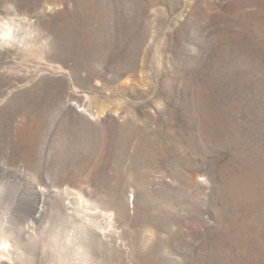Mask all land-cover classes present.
<instances>
[{"label":"rangeland","instance_id":"1","mask_svg":"<svg viewBox=\"0 0 264 264\" xmlns=\"http://www.w3.org/2000/svg\"><path fill=\"white\" fill-rule=\"evenodd\" d=\"M0 264H264V0H0Z\"/></svg>","mask_w":264,"mask_h":264},{"label":"bare ground","instance_id":"2","mask_svg":"<svg viewBox=\"0 0 264 264\" xmlns=\"http://www.w3.org/2000/svg\"><path fill=\"white\" fill-rule=\"evenodd\" d=\"M2 242H3V241H2ZM4 245H5V244L3 243V246H4ZM3 246H2V247H3ZM7 247H8V246H5V247H3V248H6V249H7ZM4 251H5V249H4ZM6 251H7V250H6Z\"/></svg>","mask_w":264,"mask_h":264}]
</instances>
